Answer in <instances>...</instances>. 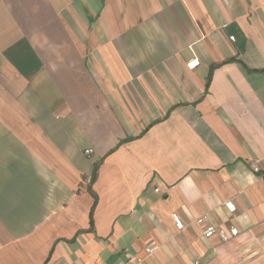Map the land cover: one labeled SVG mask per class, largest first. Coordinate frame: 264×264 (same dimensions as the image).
I'll return each instance as SVG.
<instances>
[{"label": "crops", "instance_id": "1", "mask_svg": "<svg viewBox=\"0 0 264 264\" xmlns=\"http://www.w3.org/2000/svg\"><path fill=\"white\" fill-rule=\"evenodd\" d=\"M194 262L264 264V0H0V264Z\"/></svg>", "mask_w": 264, "mask_h": 264}, {"label": "built area", "instance_id": "2", "mask_svg": "<svg viewBox=\"0 0 264 264\" xmlns=\"http://www.w3.org/2000/svg\"><path fill=\"white\" fill-rule=\"evenodd\" d=\"M198 63L196 61H193L191 63L188 64V66L190 68H194ZM93 151L92 149H88L85 151L86 155H90L92 154ZM255 171H257L256 168H254ZM158 189H154V192H158ZM224 204L225 209L228 211V213H230L231 215L235 213L236 209L234 207V205L232 204V202L227 201ZM173 222L175 227L178 230H182L184 228L183 223L181 222V220L179 219L178 216L173 215ZM204 219H198L196 221L197 225H201L203 224ZM202 234V238L203 239H208L209 237L213 236V235H217L220 239V241L222 242H228L230 239L236 237L238 235V229L235 227L229 228V229H225V228H221V227H216L213 225H209L208 227H205L202 229L201 231ZM155 247L150 245L148 247L145 248V253L150 255L154 252ZM193 264H199L198 262H194Z\"/></svg>", "mask_w": 264, "mask_h": 264}, {"label": "trees", "instance_id": "3", "mask_svg": "<svg viewBox=\"0 0 264 264\" xmlns=\"http://www.w3.org/2000/svg\"><path fill=\"white\" fill-rule=\"evenodd\" d=\"M209 81H210V74H209L208 79H207V84L209 83ZM207 84H206V85H207ZM143 132H144V131H143ZM125 141H126V140H125ZM100 162H101V161L95 163L94 166H93V171H92V175H91V178H90L89 185L92 184V183L94 182V180H95V177H96V171L98 170V167H99ZM95 204H96V199H94V203H93V206H92V208H91L90 217H91V215H92V211H93V208H94Z\"/></svg>", "mask_w": 264, "mask_h": 264}, {"label": "rangeland", "instance_id": "4", "mask_svg": "<svg viewBox=\"0 0 264 264\" xmlns=\"http://www.w3.org/2000/svg\"><path fill=\"white\" fill-rule=\"evenodd\" d=\"M202 231V230H201ZM201 236H202V234H201Z\"/></svg>", "mask_w": 264, "mask_h": 264}]
</instances>
